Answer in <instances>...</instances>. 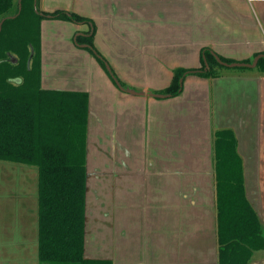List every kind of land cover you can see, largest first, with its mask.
<instances>
[{
  "label": "crops",
  "instance_id": "crops-1",
  "mask_svg": "<svg viewBox=\"0 0 264 264\" xmlns=\"http://www.w3.org/2000/svg\"><path fill=\"white\" fill-rule=\"evenodd\" d=\"M35 5L74 12L95 26L94 53L74 42L88 24L44 19L40 39V87L88 95L84 257L217 264L214 132H235L247 197L258 211L264 72L254 61L222 68L214 79L187 74L179 96L155 94L169 87L176 69H200L203 49L237 62L263 56L264 0ZM11 259L22 264L24 255ZM250 264H264V257L254 254Z\"/></svg>",
  "mask_w": 264,
  "mask_h": 264
},
{
  "label": "trees",
  "instance_id": "trees-1",
  "mask_svg": "<svg viewBox=\"0 0 264 264\" xmlns=\"http://www.w3.org/2000/svg\"><path fill=\"white\" fill-rule=\"evenodd\" d=\"M44 19L88 24V32L76 34L74 42L91 53L95 51V26L91 20L70 11H40L35 0H0V35L18 31V24H25L26 47L15 50L21 62L26 63L36 46L30 70L39 72L37 87L28 94L21 95L13 82L0 80V160L38 169L39 264H111L84 257L88 95L40 87ZM0 58L4 59V54ZM200 60L198 70L176 69L169 87L156 93V98L179 96L187 74L214 79L222 68L249 67L254 61L264 72V55L237 62L203 49ZM19 63L3 61V68L7 65L9 70L4 68L5 71H11ZM214 172L217 264H250L254 254L264 250V227L247 197L244 162L233 130L214 132Z\"/></svg>",
  "mask_w": 264,
  "mask_h": 264
},
{
  "label": "rangeland",
  "instance_id": "rangeland-1",
  "mask_svg": "<svg viewBox=\"0 0 264 264\" xmlns=\"http://www.w3.org/2000/svg\"><path fill=\"white\" fill-rule=\"evenodd\" d=\"M2 25L1 20L0 32ZM18 26V31L9 30L11 35L9 33L0 35V54L5 56L4 59L0 58V80L8 83L14 80L20 81L19 83L14 81L12 84L15 91L23 95L22 93L28 94L37 87L39 72L38 69L37 71L30 70V56L36 46L26 63L21 62L15 50L17 47L24 49L23 45L26 47L25 24L21 22ZM3 61L10 62L12 65L17 63L20 65L17 69L5 71L4 68L9 67L5 65L6 67L3 68ZM34 67L36 68V63ZM263 189L260 181L257 180L256 190L253 193L258 198L257 213L264 227V213L261 210L264 198ZM19 254L24 255L22 264L37 263L38 169L35 166L0 160V264H18L14 263L15 260L11 257ZM259 255L264 257V250L255 253L256 257Z\"/></svg>",
  "mask_w": 264,
  "mask_h": 264
},
{
  "label": "water",
  "instance_id": "water-1",
  "mask_svg": "<svg viewBox=\"0 0 264 264\" xmlns=\"http://www.w3.org/2000/svg\"><path fill=\"white\" fill-rule=\"evenodd\" d=\"M36 6V5H35ZM32 56H33V51H32V54H31V56H30V60H31V58H32ZM15 82L17 81V80H14ZM13 81V82H14ZM18 83L20 82V81H17Z\"/></svg>",
  "mask_w": 264,
  "mask_h": 264
}]
</instances>
